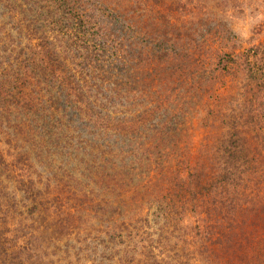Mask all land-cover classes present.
<instances>
[{
	"label": "trees",
	"instance_id": "16d2710c",
	"mask_svg": "<svg viewBox=\"0 0 264 264\" xmlns=\"http://www.w3.org/2000/svg\"><path fill=\"white\" fill-rule=\"evenodd\" d=\"M168 9L0 0V264H264V41Z\"/></svg>",
	"mask_w": 264,
	"mask_h": 264
},
{
	"label": "rangeland",
	"instance_id": "374dc122",
	"mask_svg": "<svg viewBox=\"0 0 264 264\" xmlns=\"http://www.w3.org/2000/svg\"><path fill=\"white\" fill-rule=\"evenodd\" d=\"M162 1V0H160ZM166 13L171 1L177 2L183 9L179 10L177 21H189L195 28H210L209 33H224L223 25L231 30L242 46L248 40L254 43L264 41V0H163ZM170 14V13H168ZM174 16V15H173ZM233 83L238 82L236 75ZM229 80V77L226 78ZM229 81L228 83H230ZM225 96L235 93L234 87L226 89ZM198 132H194L197 136Z\"/></svg>",
	"mask_w": 264,
	"mask_h": 264
}]
</instances>
